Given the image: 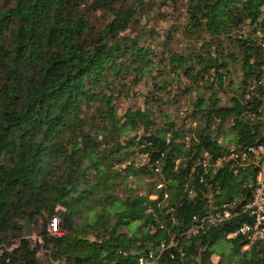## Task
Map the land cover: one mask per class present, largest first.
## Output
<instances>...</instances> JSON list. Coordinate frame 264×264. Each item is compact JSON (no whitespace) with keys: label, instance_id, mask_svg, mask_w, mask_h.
<instances>
[{"label":"trees","instance_id":"trees-1","mask_svg":"<svg viewBox=\"0 0 264 264\" xmlns=\"http://www.w3.org/2000/svg\"><path fill=\"white\" fill-rule=\"evenodd\" d=\"M155 2L0 0V243L16 246L2 252L0 264H41L23 232L28 212L30 223L60 219L64 236L43 235L59 264H138L162 244L157 264H208L212 248L246 220L232 218L199 237L184 234L194 216L253 195L255 168L229 162L198 184L195 166L205 152L212 161L225 153L217 142L223 126L236 150L264 143V40L254 38L263 28L264 0H187L180 35L192 43L189 52L163 44L154 50L143 33L117 38ZM97 12L110 19L93 33L88 15ZM244 27L253 35L242 37ZM162 65L170 71L153 87L183 89L185 78L183 90L197 94L194 126L180 128L164 115L159 127L156 93L143 109L117 118L112 94L103 92L110 79L132 66L151 74ZM135 152L144 164L125 161ZM141 172L157 178L143 193L127 181ZM117 187L126 192L123 204L114 203ZM228 242L236 259L217 264H264V246L241 252V238Z\"/></svg>","mask_w":264,"mask_h":264},{"label":"rangeland","instance_id":"rangeland-1","mask_svg":"<svg viewBox=\"0 0 264 264\" xmlns=\"http://www.w3.org/2000/svg\"><path fill=\"white\" fill-rule=\"evenodd\" d=\"M187 4V0H177V3L173 5L170 1L167 0H160V2H155L152 5L151 9H148V13L143 14L141 13L139 17V25L132 26L127 31L123 33H119L117 38H122L126 36L127 40H137V36L141 33L145 34L148 40H151L154 44L151 45V48L154 50H159L161 48V44L167 46L169 49H177L180 51L189 52L190 47H192V43L188 41L187 38L182 37L180 34L181 30V23L183 22V14L184 8ZM151 7V6H150ZM109 16L103 15L100 12L91 13L88 15V20L90 22V27L93 33L98 32L101 28H103L107 22H109ZM263 19V17H262ZM262 30L254 34V38H259L261 41L264 40V21ZM249 33V34H248ZM175 34V35H174ZM242 37H249L252 34L251 29L244 27L240 34ZM151 36V39L148 37ZM174 38V40H170ZM233 52H238L236 49H231ZM238 59H240V55H236ZM136 66H132L129 68V71L126 72L124 75H120L117 78L110 79L109 88H105L103 90L104 93L112 94L113 102L115 104V114L117 118L121 120L124 119L125 113L128 111H135L139 109H143L144 105L147 104V100L152 93L157 94L158 100L157 103L154 105L155 107V116L160 111L161 116L156 118L158 121L159 127L162 124V117L170 116L173 117L175 120L176 126L180 127L186 126L191 124V127L194 126L190 123L191 119V112L193 110V103L197 99V94L194 91L185 92L183 89L189 87V83L185 78H180L179 85L183 87V89H177L176 85L169 86L168 89H161L158 87H153L154 84L156 86L162 82V79L159 75L167 74L170 71L171 66H161L163 69L160 72H152L151 74L138 69L136 71H132L133 68ZM171 75V74H170ZM232 75L236 76V74L232 71ZM153 79V80H152ZM234 79V78H233ZM112 80V81H111ZM234 82H238V78L233 80ZM115 83V84H113ZM230 92L231 88H227ZM116 90L115 93L112 91ZM165 100H170L169 104L165 105ZM224 99V104H225ZM227 104V103H226ZM187 110V111H186ZM183 112L181 115L180 113ZM89 118V115H87ZM90 119V118H89ZM91 122H97L99 120L98 117L90 119ZM168 120V119H167ZM229 125L223 126L221 129V135L218 136L217 142L222 144L223 146L226 145L225 153L234 149V142H233V134L229 131ZM138 129L133 131V135L138 134ZM140 134V133H139ZM138 134V136H139ZM187 137V136H186ZM189 138V137H188ZM187 139V138H186ZM185 142H187L185 140ZM133 150V149H132ZM131 150V152H132ZM126 162H130L132 164H137L140 166L144 164L143 159L141 158V154L138 153H129L125 159ZM147 162H145L146 164ZM223 164L222 166H224ZM119 168V167H118ZM253 168V167H250ZM117 170L116 166L114 170ZM156 177H153L150 173L144 174L141 172L136 180L129 178L127 181L130 182L128 184L132 185L136 182L139 184L141 190L140 192H146L150 190L155 184ZM127 186V183H126ZM126 187V189H129ZM159 186H157L158 188ZM149 188V189H148ZM122 187L118 189H113L114 191L113 196L115 197L114 203L116 204H123L124 200L126 199V192L122 191ZM155 197V196H154ZM54 219L53 217H51ZM56 219L59 220L60 226L62 225L60 219L56 216ZM84 218H80L79 220L74 221L75 230L81 227ZM23 222V232L26 234V230L24 228ZM47 226L48 222L44 220V218L36 217L33 223H30L31 229V236L27 237L33 247L37 251V258L39 259L41 264H59L58 262H53L49 256V249H46L45 240H44V233H47ZM66 234V233H65ZM62 237V235H61ZM89 240H92L93 237L91 234L86 236ZM15 245H11L10 247L6 246L3 243H0V255L3 251L11 252ZM230 248L231 244L226 241H219L213 248L214 254L210 257L208 264H217L219 260L222 258L225 262H233L235 261L236 257H230ZM245 250L243 247L241 248V252ZM233 264V263H232Z\"/></svg>","mask_w":264,"mask_h":264},{"label":"built area","instance_id":"built-area-1","mask_svg":"<svg viewBox=\"0 0 264 264\" xmlns=\"http://www.w3.org/2000/svg\"><path fill=\"white\" fill-rule=\"evenodd\" d=\"M229 162L236 163L241 168L253 167L256 169L255 180L250 185L254 187L251 199L244 203L230 201L220 206H212L211 212L203 216H194L191 225L184 234L190 237H199L206 234L210 226L222 225L232 218L245 217L246 220L235 232L227 235L226 240L241 238L245 251L255 245L264 246V143L246 145L238 150L233 149L214 161H212L211 155L205 152L195 166L200 170L197 175L198 184L203 183L210 173L215 176L217 170ZM189 194L195 195V190L190 188ZM149 199L153 200L155 197L150 196ZM53 218L48 221V235L61 238L65 232L62 231L59 220L56 217ZM171 245L173 244H170L169 247ZM164 250L165 247L162 244L156 255L149 253L145 259L138 260V264H157Z\"/></svg>","mask_w":264,"mask_h":264},{"label":"water","instance_id":"water-1","mask_svg":"<svg viewBox=\"0 0 264 264\" xmlns=\"http://www.w3.org/2000/svg\"><path fill=\"white\" fill-rule=\"evenodd\" d=\"M214 177V176H213ZM31 212L27 213V217L25 218V223H24V228L26 230V236L30 237L31 236V229H30V220H29V215Z\"/></svg>","mask_w":264,"mask_h":264}]
</instances>
